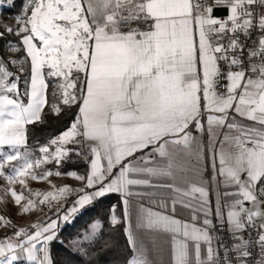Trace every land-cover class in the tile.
<instances>
[{"label": "snow or ice", "instance_id": "6c2138e0", "mask_svg": "<svg viewBox=\"0 0 264 264\" xmlns=\"http://www.w3.org/2000/svg\"><path fill=\"white\" fill-rule=\"evenodd\" d=\"M6 2L11 6L14 0ZM221 6L228 9L226 19L213 16ZM15 20V28L2 26L0 39L5 33L19 37L18 44L8 42L5 51L26 56H0V178L7 183L0 191L11 195L22 213L51 207L73 191L82 193L67 185L18 193L12 185L26 188L29 178L61 176L58 170L37 174L35 169L48 162L59 166L71 153L88 161L86 150L91 156L88 173L66 175L95 191L79 195L67 213L60 216L57 211V217L71 222L98 198L120 194L128 224L123 231L132 253L122 264H154L142 231L169 237L171 264H264V0H27ZM29 59L25 105L9 95L19 97L21 79L9 65L23 74ZM46 75L57 81L52 96L59 103L48 104ZM73 105L78 114L70 128L41 146V157H34L26 147L25 125L43 123L45 106L58 116ZM193 128L201 135L206 132L213 148L219 142L233 149L213 152V179L217 174L223 178L222 196L231 198L222 203L217 192L214 210L206 187L175 183L176 173L186 171L177 155L200 157ZM68 144L80 147L70 149ZM4 146L11 151H3ZM148 148L151 151L145 152ZM138 152L144 154L135 157ZM133 187L169 192L158 201L151 199L157 192L135 193L164 209L139 205L136 232L128 223L127 197L134 194ZM177 205L190 211V221L176 218ZM110 212L111 226L121 224L115 205ZM58 219L46 226L31 225L35 231L20 228L15 243L11 238L0 241V264H14L25 256L30 264H53L49 245L57 239ZM0 221L12 226L3 216ZM225 226L228 243L217 234ZM101 229V222L94 221L83 240L94 244ZM249 229L256 232L255 240ZM72 243L79 254L91 255L80 240ZM113 246L105 240L101 251Z\"/></svg>", "mask_w": 264, "mask_h": 264}, {"label": "trees", "instance_id": "16d2710c", "mask_svg": "<svg viewBox=\"0 0 264 264\" xmlns=\"http://www.w3.org/2000/svg\"><path fill=\"white\" fill-rule=\"evenodd\" d=\"M27 0H14L11 6L4 5L0 9V32L4 31V20L15 21V17L22 13V9ZM19 37L15 35H8L5 33L4 37L0 39V56L5 60L20 58L23 59L26 53L21 51L18 53L5 51L6 44L8 42L18 44ZM26 71L21 74L16 68L9 65V70L13 71L17 75L21 76L19 81L20 89L26 90L27 85L24 83L25 78L30 76V64L25 65ZM11 79H14L11 78ZM56 79L48 77V90L47 100L48 104L59 103L58 99L54 100L52 96L53 86L56 83ZM78 114V106L73 105L71 108L64 107V110L57 116L50 112L49 107L46 106L42 119L43 123L36 122L29 125L27 132L28 145L33 149H38L41 146H46L51 139L58 137L64 131L68 130L71 123L76 119ZM86 151V150H85ZM73 158L63 162L59 167V171L63 174L75 171L81 175H86L88 169V163L83 156H77L73 153ZM75 197H72L70 202L66 204L63 209L66 211ZM113 205L120 212L122 210L121 199L119 196L109 194L101 197L95 201L92 205L84 208L80 211L71 222L66 223L57 231V239L50 243V253L53 260V264H95V261L99 260V264H122V262L129 258L132 253L127 244L126 235L123 231L125 223H122L112 227L110 224V210ZM57 217L55 215L53 218ZM99 220L102 225L99 238L94 244H90L89 241L81 242V247L86 251H89L91 255L84 256L79 254L76 249L70 245L74 240L80 239L83 233L89 230V226L94 221ZM4 236L0 235V241H3ZM110 241L114 246L108 251H101L103 241ZM16 264H22L17 262Z\"/></svg>", "mask_w": 264, "mask_h": 264}, {"label": "crops", "instance_id": "0c3cea01", "mask_svg": "<svg viewBox=\"0 0 264 264\" xmlns=\"http://www.w3.org/2000/svg\"><path fill=\"white\" fill-rule=\"evenodd\" d=\"M211 2H212V0H211ZM221 7H223V6H221ZM245 123H248V122L245 121ZM192 133L197 138V141L200 143V147H201L200 157L197 160L196 158H190L189 159V158L185 157L183 153H180L177 155V157H176L177 163L184 166L186 168V171L183 173H181V172L176 173L175 183L177 186L182 187V188H187L189 183H195L198 186L206 187L209 190V200H210L211 206L214 210L215 204H216V199H217V192H219L221 194L222 203L225 202V200H230L231 198L230 197L224 198L222 196V193L226 190L224 188L223 184L220 183V181L223 178L217 174L216 179L215 180L213 179V176H214L213 152L215 151L216 153H219L221 150H223L224 152L227 153V152L233 151V149L231 148V146L229 144L225 143V144L221 145L219 142H217L215 145V148H213L212 146L209 145V140H208V136H207L206 132L203 135H201L200 133L196 132L195 129L193 128ZM144 151L150 152L151 148L145 149ZM85 154H87L89 157V160L87 161V163H88L87 173H88V171L90 170L91 156H90V154L86 153V151H85ZM143 154H144L143 152H138L135 154V157H139ZM135 157L129 158V159H134ZM218 162H219V160H218V156H217V159L215 161L217 170L219 168ZM102 164L106 165V161H102ZM114 171H117V170H114ZM68 181L70 183H73L76 189H83L84 190L82 193H76L75 194L74 197L76 199L78 198L79 195L90 194L93 191H95V188H91V189L86 188L85 181L76 180L74 178H71ZM227 190L231 191L232 189H227ZM132 191L134 194L132 196L127 197L129 199V203H130V220L128 223H131L133 225V230H134V232H136L137 230L135 228V223H136L137 210H138L139 205L143 204L145 207H150L153 211H164V209L159 208L158 202H150V198L148 196L141 197L139 195H136L135 193L144 192V191L157 192L158 195L154 198H151V199L154 201H158L159 195L162 194V195L167 196V195H169V192H168V190H165V189L157 190V189H144V188H137V187H133ZM109 194L117 195L121 199L122 210L119 212L115 208V214L122 221L123 220V211H124V205L122 203V197L118 193H109ZM109 194H107V195H109ZM98 199H100V198H98ZM186 199H191V198L189 197ZM73 203H74V201H73ZM73 203L71 204V206L73 205ZM170 204H171V202L169 201V206H170ZM86 207H88V206H86ZM68 209L66 210V213H67ZM82 210H80V211H82ZM226 211H227V209H225V212ZM78 213L74 214L71 217V221L73 220V218ZM175 216H176V218H179L181 220L190 221V211L188 209L180 207L179 205H177ZM52 219H55V218H52ZM213 219H214V217H213ZM49 221L50 220L45 221L44 226H46V224ZM214 222H215V220H214ZM66 223H68V222L62 221L60 219V221L58 223L57 231ZM124 223H125V227H127L128 224L126 222H124ZM142 239H143L145 246H146V249H147L148 258L151 261H153L154 264H171V244H170V239L167 235H165L163 233H156V232H151V231H142Z\"/></svg>", "mask_w": 264, "mask_h": 264}, {"label": "rangeland", "instance_id": "374dc122", "mask_svg": "<svg viewBox=\"0 0 264 264\" xmlns=\"http://www.w3.org/2000/svg\"><path fill=\"white\" fill-rule=\"evenodd\" d=\"M4 5H8L6 0H4V2L2 4H0V9ZM5 25L6 26H12L13 28H15L17 26L16 20L13 22L4 20V26ZM12 55H13V53H12ZM29 64H30V59H29ZM44 71L46 74L48 69L45 68ZM45 79H46V83H48L47 75L45 76ZM10 80H11V78H10ZM55 84H54V86H55ZM29 86H30V82H29V85H27V88ZM18 91L20 94L19 97H17L15 94H9V95L12 98L20 99L26 105L28 103V98L24 95L25 90L20 89L19 82H18ZM46 97H47V91H46ZM44 109H43V111H44ZM42 114H43V112H42ZM29 125H31V124L25 125L26 137H27ZM26 147H27V150L30 153H32L34 157H41L43 155L42 153L39 152V148L38 149L31 148L28 145L27 139H26ZM55 147H56L55 145H52L50 147V151H54ZM66 147L71 149V148H79L80 146L68 144ZM23 150L24 149L22 148L21 151H23ZM3 151L10 152L11 150L9 149L8 146H4ZM72 156H73V153L70 154V159L73 158ZM0 159H2V157H0ZM12 163L16 164L17 162L13 161ZM59 166H57L54 162H48V163L42 164L41 167L39 169H35V171L37 172V174L43 173L47 170H51V171L55 172L57 170L59 171V169H58ZM5 171L10 172V169L6 167ZM78 174L81 175L80 173H78ZM71 178L72 177H68L66 174H63V173L61 176H56L53 174L52 176H49L47 178V180L35 181V180L30 179V178L27 179V182H26L27 187L26 188H24L19 183L12 185V187L18 193L20 191H25L27 193L28 190H32V191L38 190L42 193L47 192V191H54V189L51 187V185H55L57 188L67 185V186H70L73 190H75L76 188H75L74 184L70 183L68 181ZM49 181H50V183H49ZM4 187H7V183L5 180L0 178V189H2ZM76 193L77 192L73 191V193L68 195L67 198H61L59 203L52 202L51 207H48L47 205L41 206L43 210H41V207H37L36 209H33L28 213H22L20 206H17L14 203V200L11 197V195L10 194L5 195L2 191H0V198H2V199H0V216L5 217L6 221H10V224L12 225V226H6L4 222L0 221V235L4 236V238H5L3 241H7L9 238H11V242L15 243L18 239H20V238L14 236L15 231L19 230L20 228H26V229H30L31 231H35V229H31V225H33L35 223L45 225L44 222L52 219L55 215H57V211H59L60 216H63L66 213V211H64L63 209L65 208L66 204H68V202H70L71 198L75 196ZM32 199L38 200V199H42V197H40V198L32 197ZM22 203H26V201H22ZM55 219H58V217H55ZM59 221H60V219H58V223H59ZM84 234H85V232L83 233V235ZM76 240H80L81 242L84 241L83 236L80 239H76ZM70 245L73 247V249H76L75 246L73 245V243H70ZM37 247L39 248L40 245H37ZM50 256H51V253H50ZM17 262H22V264H30V262L27 261L26 256L22 257L18 261H15L14 264H16Z\"/></svg>", "mask_w": 264, "mask_h": 264}, {"label": "built area", "instance_id": "2783aa9c", "mask_svg": "<svg viewBox=\"0 0 264 264\" xmlns=\"http://www.w3.org/2000/svg\"><path fill=\"white\" fill-rule=\"evenodd\" d=\"M208 2L209 3H211V0H208ZM222 19H226V18H222ZM255 35V34H254ZM242 39H243V37H242ZM226 209V208H225ZM249 231H251V238L253 239V240H255L256 239V232L255 231H252L251 229H249ZM217 234L219 235V236H221V237H224L225 239H224V243H228V233H227V226H225V230L224 231H219V230H217ZM245 238H248V233L246 232L245 234ZM252 251H253V259H255V255H256V249L255 248H253L252 249Z\"/></svg>", "mask_w": 264, "mask_h": 264}, {"label": "water", "instance_id": "95a60500", "mask_svg": "<svg viewBox=\"0 0 264 264\" xmlns=\"http://www.w3.org/2000/svg\"><path fill=\"white\" fill-rule=\"evenodd\" d=\"M228 15V9L226 7H216L213 11L215 18H225Z\"/></svg>", "mask_w": 264, "mask_h": 264}]
</instances>
